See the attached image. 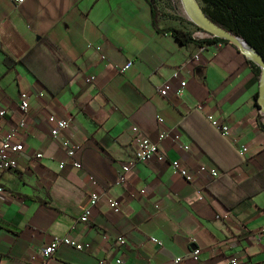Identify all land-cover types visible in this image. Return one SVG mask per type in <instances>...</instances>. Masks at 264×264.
<instances>
[{"label": "crops", "instance_id": "crops-1", "mask_svg": "<svg viewBox=\"0 0 264 264\" xmlns=\"http://www.w3.org/2000/svg\"><path fill=\"white\" fill-rule=\"evenodd\" d=\"M167 28L186 31L162 16L153 19L145 0H0V109L7 114L0 137L15 128L19 93L28 104L15 139L22 146L16 167L0 177V264H113L116 258L121 264H172L174 258L179 264L228 258L264 264V115L258 117L253 104L257 78L234 46L181 44ZM39 38L55 47L69 75L60 89L63 72H52L44 56L36 69L50 90L17 62ZM127 61L131 66L120 73ZM174 71L185 82L182 96H159L163 84L176 86ZM207 114L228 127V138L209 125ZM48 116L68 121L57 139L49 136ZM132 128L165 160L135 164L116 185L120 166L136 149ZM171 128L186 151L157 140ZM62 138L76 147L72 157ZM171 161L192 180L172 174ZM198 166L214 167L217 177L198 174ZM92 191L103 195L89 207ZM106 197L117 200L118 212ZM60 237L82 249L59 245L43 260L40 250ZM191 250L198 251L196 262Z\"/></svg>", "mask_w": 264, "mask_h": 264}, {"label": "built area", "instance_id": "built-area-1", "mask_svg": "<svg viewBox=\"0 0 264 264\" xmlns=\"http://www.w3.org/2000/svg\"><path fill=\"white\" fill-rule=\"evenodd\" d=\"M16 3L21 2L22 0H13ZM218 46L220 44H217ZM131 61H127L120 69L119 72L122 73L126 69H128L131 66ZM172 79L175 80L176 86H172L170 84H163L158 90V94L161 97H166L169 93H172L174 96L180 97L183 94V88L185 86V82L183 80H180V75L178 71H174L172 73ZM18 111H19V117L15 123V128L10 129L8 132L3 134L0 137V177L1 175L9 170H13L16 167L17 159L22 151V146L20 143L16 142L15 139L18 136V129H22L25 125V114L27 112L28 104H27V96L24 92L19 93L18 95V105H17ZM195 109L198 111L201 110V105L196 104L194 106ZM6 111L4 109H0V124L2 120L6 118ZM205 119L209 123V125L216 130L220 136L223 138H228L230 135L229 129L226 125L221 123L218 119L212 117L210 114L205 115ZM46 122L49 126V136L52 139H57L59 136H62L63 133L68 128V121L67 120H60L56 119L53 116H48L46 119ZM157 122L159 124L163 123V120L161 118H157ZM133 135V141L135 144V151L133 153L132 159L120 166V170L117 173V178L114 182L116 185H122L125 182L126 175L130 172V170L135 166L137 163H143L147 162L151 159H155L158 162H162L165 160L164 156L158 152V147L155 143L151 142L147 138L143 137L141 134H139L136 130V128H132ZM179 132L176 129H167L162 132H160L157 136V140L160 141H170L173 143L176 148L180 151H186L188 149V146L185 144H182L179 141ZM60 145L65 150V153L68 157H72L76 147L72 145L68 139L62 138L60 140ZM246 152V148L244 146L239 147V153L244 154ZM35 157L39 158L41 155L37 153ZM62 164H59V167H61ZM72 166L75 168H80V165L78 162L74 161L72 163ZM169 169L172 174L178 175L181 177L185 182H190L192 180V176L180 166V164L177 161H171L168 163ZM198 174H204L207 175L209 178H215L218 175V171L214 167H204V166H198L197 168ZM91 185H95L96 182L92 178H90ZM3 189L0 185V194L2 193ZM141 192V191H140ZM102 193L92 191L88 194V206L93 207L97 204V201L100 199ZM103 195V194H102ZM107 203L109 208L114 211L118 212V202L115 199H112L111 197H106ZM80 222L86 223L87 221V211L85 210L81 216L79 217ZM264 233V230H263ZM115 243L118 247H123L125 244V240L122 237H117L115 239ZM191 244H193V240H191ZM59 245H65L69 246L75 250H81L82 245L77 243L76 241L67 238V237H60V238H54L47 246L42 248L39 252L40 257L43 260L48 259L52 256V254L55 252L56 248ZM262 251L264 252V243L262 244ZM190 256L192 260L195 262L198 259V251L197 250H191ZM181 261L180 258H174L172 260V264H179ZM113 264H121L120 258H116L113 261ZM222 264H239L235 258H228L222 262Z\"/></svg>", "mask_w": 264, "mask_h": 264}, {"label": "trees", "instance_id": "trees-1", "mask_svg": "<svg viewBox=\"0 0 264 264\" xmlns=\"http://www.w3.org/2000/svg\"><path fill=\"white\" fill-rule=\"evenodd\" d=\"M148 4L151 16H162L157 10L154 0H145ZM202 4L201 11L214 25L222 28L229 34L236 36L251 48L264 61V0H198ZM174 39L181 43H194L199 47L216 44H229L225 39L209 34L207 38L196 39L190 33L176 28H167ZM231 45V44H230ZM44 56L49 62L52 72L61 70L59 74L58 89L63 87L69 80V75L64 72L59 64V55L55 47L45 38H39L35 45L26 51L17 62L42 86L50 90V86L40 79L36 65L38 58ZM246 59V58H245ZM246 63L253 70L259 83L260 69L252 61L246 59ZM257 93L253 96V104L257 109V116L262 117L264 113L256 104Z\"/></svg>", "mask_w": 264, "mask_h": 264}, {"label": "water", "instance_id": "water-1", "mask_svg": "<svg viewBox=\"0 0 264 264\" xmlns=\"http://www.w3.org/2000/svg\"><path fill=\"white\" fill-rule=\"evenodd\" d=\"M182 1L189 9L191 14L195 17V21L193 22V24H195L197 28L204 29L211 35L225 39L229 44L234 46L246 59L252 61L256 66L259 67L260 81L258 83L256 104L264 113V61L251 48H248L247 45L243 43L239 38L229 34L222 28L211 23L201 11L197 0ZM10 63L11 62L9 60H5L4 62L6 66H9ZM190 248L194 247L190 246Z\"/></svg>", "mask_w": 264, "mask_h": 264}, {"label": "rangeland", "instance_id": "rangeland-1", "mask_svg": "<svg viewBox=\"0 0 264 264\" xmlns=\"http://www.w3.org/2000/svg\"><path fill=\"white\" fill-rule=\"evenodd\" d=\"M157 10L161 13L162 17L169 20L173 25L185 29L188 33L193 34L195 37L207 38L209 32L197 28L193 22L195 17L191 14L189 9L182 0H154ZM201 7L202 4L198 3Z\"/></svg>", "mask_w": 264, "mask_h": 264}]
</instances>
